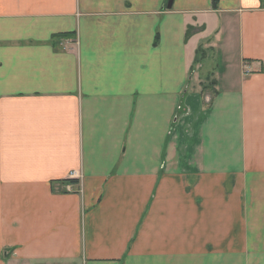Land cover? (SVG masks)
I'll return each mask as SVG.
<instances>
[{"label":"crops","instance_id":"obj_1","mask_svg":"<svg viewBox=\"0 0 264 264\" xmlns=\"http://www.w3.org/2000/svg\"><path fill=\"white\" fill-rule=\"evenodd\" d=\"M0 264H264V0H0Z\"/></svg>","mask_w":264,"mask_h":264},{"label":"trees","instance_id":"obj_2","mask_svg":"<svg viewBox=\"0 0 264 264\" xmlns=\"http://www.w3.org/2000/svg\"><path fill=\"white\" fill-rule=\"evenodd\" d=\"M217 1L218 0H212V6H213V8H215ZM191 34H192V30H188L187 31V37L190 36Z\"/></svg>","mask_w":264,"mask_h":264},{"label":"rangeland","instance_id":"obj_3","mask_svg":"<svg viewBox=\"0 0 264 264\" xmlns=\"http://www.w3.org/2000/svg\"><path fill=\"white\" fill-rule=\"evenodd\" d=\"M214 54L216 55L217 53H214ZM214 54L211 55V51H209V52L207 53V56L209 57V60H208L207 62H210V63L213 62L212 58H213V56H215Z\"/></svg>","mask_w":264,"mask_h":264},{"label":"water","instance_id":"obj_4","mask_svg":"<svg viewBox=\"0 0 264 264\" xmlns=\"http://www.w3.org/2000/svg\"><path fill=\"white\" fill-rule=\"evenodd\" d=\"M170 7H171V3L168 4V8H170Z\"/></svg>","mask_w":264,"mask_h":264}]
</instances>
